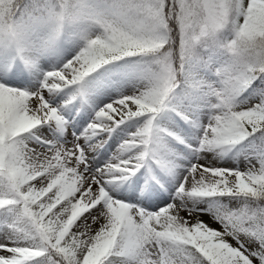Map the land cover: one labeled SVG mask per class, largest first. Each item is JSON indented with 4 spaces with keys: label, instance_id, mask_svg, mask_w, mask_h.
Wrapping results in <instances>:
<instances>
[{
    "label": "snow or ice",
    "instance_id": "obj_1",
    "mask_svg": "<svg viewBox=\"0 0 264 264\" xmlns=\"http://www.w3.org/2000/svg\"><path fill=\"white\" fill-rule=\"evenodd\" d=\"M0 264H264V0H0Z\"/></svg>",
    "mask_w": 264,
    "mask_h": 264
},
{
    "label": "rangeland",
    "instance_id": "obj_2",
    "mask_svg": "<svg viewBox=\"0 0 264 264\" xmlns=\"http://www.w3.org/2000/svg\"><path fill=\"white\" fill-rule=\"evenodd\" d=\"M121 64H123V62H121ZM106 67H107L108 69H112V70H113V72H112L113 75H118V69L116 68V66H114V65H109V66H106ZM101 71H103V69H102ZM93 75H96V74H93ZM89 79H91V78H89ZM137 87H142V83H141V82H136V83H134V84H126V85H124V86L121 87V88H114V89H113V94H112V96H110V97H105V98H104V102H105V103H110V102H112V100H114V99H118L122 93H125V92H127V91H129V90H135V88H137ZM242 101H243V103H248V102H249V100H247V99H243V98H242ZM100 106L102 107L103 105H100ZM74 110H75V109H74ZM203 111H207V109H204ZM191 112H192V115H193L194 119L198 120V121L201 122V123H207V119H208V118H207L206 116L200 114V109H199L198 107L193 106V107L191 108ZM81 114H82V113H81ZM181 123L183 124V122H181ZM181 132H182V134H184V135L186 136L187 140H188L193 146H195V145L197 144V139H196V137H197L200 133H199V131H198L196 128H194V127H192V126H190V125L184 124V125H183V128H181ZM123 135H125V134H124V133H121V136H123ZM257 142H258V141H257ZM177 148H178V150L183 151V152H185V154L189 155L190 159H192L193 162H194L195 158H194V157H191L190 153H188L187 149H185L183 145H177ZM114 151H115V146H113V148L109 151L108 155L111 156L112 152H114ZM250 151H251V150H250L249 148H247V147H243L241 150H236V151H234V152H233V153L227 158L228 160L226 159V161H222V162H223V163H224V162H225V163H234V164H236V163H241V162H246V160H245V156L242 155L241 152L247 153V152H250ZM105 159H107V157H105ZM165 196H166V197L168 196V193H167V192H165ZM161 207H163V205H161ZM202 218H203L206 222H209V223L211 222V219H210V217H209L208 215H204ZM212 226H213V227H217V225H215V224H212Z\"/></svg>",
    "mask_w": 264,
    "mask_h": 264
},
{
    "label": "clouds",
    "instance_id": "obj_3",
    "mask_svg": "<svg viewBox=\"0 0 264 264\" xmlns=\"http://www.w3.org/2000/svg\"><path fill=\"white\" fill-rule=\"evenodd\" d=\"M21 2H23V0H21Z\"/></svg>",
    "mask_w": 264,
    "mask_h": 264
},
{
    "label": "bare ground",
    "instance_id": "obj_4",
    "mask_svg": "<svg viewBox=\"0 0 264 264\" xmlns=\"http://www.w3.org/2000/svg\"><path fill=\"white\" fill-rule=\"evenodd\" d=\"M228 160V159H227ZM226 161V160H225ZM225 163V162H224Z\"/></svg>",
    "mask_w": 264,
    "mask_h": 264
}]
</instances>
